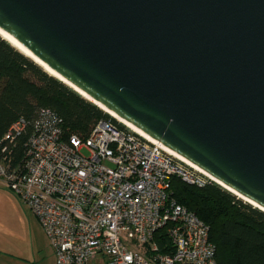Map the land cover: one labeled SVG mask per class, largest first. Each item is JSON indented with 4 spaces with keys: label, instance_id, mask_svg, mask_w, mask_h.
<instances>
[{
    "label": "water",
    "instance_id": "1",
    "mask_svg": "<svg viewBox=\"0 0 264 264\" xmlns=\"http://www.w3.org/2000/svg\"><path fill=\"white\" fill-rule=\"evenodd\" d=\"M0 28L264 209V0H0Z\"/></svg>",
    "mask_w": 264,
    "mask_h": 264
},
{
    "label": "built area",
    "instance_id": "2",
    "mask_svg": "<svg viewBox=\"0 0 264 264\" xmlns=\"http://www.w3.org/2000/svg\"><path fill=\"white\" fill-rule=\"evenodd\" d=\"M122 125L100 120L88 137L67 139L38 127L25 159L2 148L0 180L34 213L56 264H216L209 226L177 201L172 182H217ZM26 128L17 120L5 139Z\"/></svg>",
    "mask_w": 264,
    "mask_h": 264
},
{
    "label": "trees",
    "instance_id": "3",
    "mask_svg": "<svg viewBox=\"0 0 264 264\" xmlns=\"http://www.w3.org/2000/svg\"><path fill=\"white\" fill-rule=\"evenodd\" d=\"M21 118L27 128L10 143L5 135ZM108 119L123 127L0 35V154L9 144L14 163L25 159L38 127L57 128L65 139L73 134L86 138ZM172 189L177 201L209 226L216 264H264V211L217 183L196 187L175 178Z\"/></svg>",
    "mask_w": 264,
    "mask_h": 264
},
{
    "label": "rangeland",
    "instance_id": "4",
    "mask_svg": "<svg viewBox=\"0 0 264 264\" xmlns=\"http://www.w3.org/2000/svg\"><path fill=\"white\" fill-rule=\"evenodd\" d=\"M38 226L30 207L0 182V235L15 245L32 248Z\"/></svg>",
    "mask_w": 264,
    "mask_h": 264
},
{
    "label": "crops",
    "instance_id": "5",
    "mask_svg": "<svg viewBox=\"0 0 264 264\" xmlns=\"http://www.w3.org/2000/svg\"><path fill=\"white\" fill-rule=\"evenodd\" d=\"M40 226L37 227L32 248L15 245L0 235V264H56L55 250ZM106 261L99 256L96 264H106Z\"/></svg>",
    "mask_w": 264,
    "mask_h": 264
},
{
    "label": "bare ground",
    "instance_id": "6",
    "mask_svg": "<svg viewBox=\"0 0 264 264\" xmlns=\"http://www.w3.org/2000/svg\"><path fill=\"white\" fill-rule=\"evenodd\" d=\"M0 35L7 40L9 43H11V45H13L14 47H16L19 51H21L23 54H25L26 56H28L29 58L33 59L36 63H38L39 65H41L49 74H51L52 76L60 79L61 81H63L65 84L71 86L72 88H74L77 92H79L80 94H82L85 98H87L88 100L95 102V100L93 98H91L90 96H88L85 92H83L81 89L77 88L76 86H74L73 84H71L69 81H67L65 78H63L61 75H59L55 70H53L50 66H48L46 63H44L42 60H40L37 56H35L28 48H26L22 43H20L15 37H13L11 34H9L8 32L4 31L2 28H0ZM101 108L103 110H105L107 113H109L111 116H113L115 119H117L119 122H121L122 124H124L125 126H127L128 128H130L131 130L135 131L136 133L144 136L145 138L150 139L153 142H156L158 144H160L162 146V148H164L167 152H169L170 154H172L173 156H175L176 158L182 160L183 162L187 163L188 165H190L191 167H193L195 170L206 174L207 176L211 177L213 180H215L218 184L222 185L224 188H226L227 190H229L230 192H232L233 194L237 195L240 199L246 201L247 203L252 204L253 206L260 208L261 210H264L262 207H260L259 205H257L256 203H254L253 201L245 198L244 196L240 195L239 193H237L236 191H234L233 189H231L230 187L226 186L225 184H223L221 181H219L218 179H216L215 177H213L211 174H209L207 171H205L204 169H202L201 167H199L198 165H196L195 163L191 162L190 160H188L187 158H185L184 156L178 154L177 152H175L174 150H172L171 148L166 147L165 145H163L162 143H160L159 141H157L156 139H154L153 137L149 136L148 134H146L143 130H141L139 127L135 126L134 124H132L131 122L125 120L124 118L118 116L115 112H113L112 110L108 109L107 107L100 105Z\"/></svg>",
    "mask_w": 264,
    "mask_h": 264
}]
</instances>
